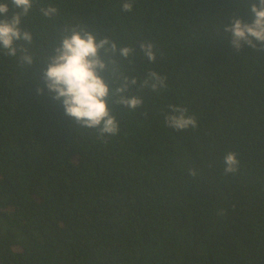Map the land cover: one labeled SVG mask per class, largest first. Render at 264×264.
I'll return each mask as SVG.
<instances>
[{
	"label": "trees",
	"instance_id": "16d2710c",
	"mask_svg": "<svg viewBox=\"0 0 264 264\" xmlns=\"http://www.w3.org/2000/svg\"><path fill=\"white\" fill-rule=\"evenodd\" d=\"M51 2L55 19L38 11L48 0L22 18L34 63L0 55V264H264V52L237 51L220 27L249 22L243 4L135 0L122 13L120 0ZM69 25L137 49L151 40L163 53L156 63L116 57L131 75L168 78L159 95L130 89L144 97L135 112L113 105L116 136L71 123L44 85ZM170 103L198 126L167 127ZM229 151L241 163L226 175Z\"/></svg>",
	"mask_w": 264,
	"mask_h": 264
},
{
	"label": "clouds",
	"instance_id": "9594fccd",
	"mask_svg": "<svg viewBox=\"0 0 264 264\" xmlns=\"http://www.w3.org/2000/svg\"><path fill=\"white\" fill-rule=\"evenodd\" d=\"M250 14V21L233 17L230 24H221L226 33L231 34L230 43L237 51L250 46L255 51L264 52V0H237ZM0 0V55L15 59L23 68L34 63L32 31L22 26V18L28 16L37 0ZM135 0H120V11L131 13ZM38 11L42 17L55 19L58 7L48 0L40 3ZM219 27V28H220ZM219 28L217 31H219ZM150 63L163 58V53L151 40L138 42V49L131 45H119L108 37H100L79 25L66 26L48 54L42 79L53 99L61 103L71 123L82 129L95 130L98 137H111L120 133V120L114 115L113 105L122 106L128 112L137 111L144 103V97L130 93L132 87L159 95L168 87L167 76L149 70L142 78L125 72L116 57L129 64L141 55ZM159 54V55H158ZM109 71L117 82L111 88L104 77ZM43 92V88H38ZM163 113L167 127L182 132L195 129L198 121L190 114L189 108L181 104H168ZM224 173L239 172L240 160L234 151L223 157ZM190 176L197 170L189 169Z\"/></svg>",
	"mask_w": 264,
	"mask_h": 264
}]
</instances>
